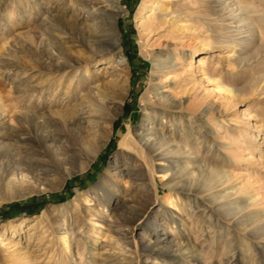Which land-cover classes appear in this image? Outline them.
<instances>
[{
	"label": "rangeland",
	"instance_id": "374dc122",
	"mask_svg": "<svg viewBox=\"0 0 264 264\" xmlns=\"http://www.w3.org/2000/svg\"><path fill=\"white\" fill-rule=\"evenodd\" d=\"M155 1L169 12L178 0H120L119 41L108 59L80 43L73 9L61 12L67 0H58L59 8L50 0H0V264H264V221L241 225L229 210L235 200L247 203L253 196L252 208L264 214V0H191L189 17L176 15L189 28L173 32L167 25L143 28ZM173 56L172 69L154 66ZM63 62L70 69L57 71ZM79 64L95 82L126 88L119 105L108 104L114 119L107 140L85 120L62 128L22 117L47 111L53 100L63 101V108L75 105L74 95L65 102V91ZM155 87L178 93L180 101L163 107ZM205 99L206 112L197 107ZM151 111L153 130L159 127L173 147L181 146L170 155L180 184L173 185L172 171L159 170L168 167L166 160L146 150L145 162L136 145ZM128 129L134 142L120 148ZM49 130L60 134L44 144L56 165L35 180L16 169L18 157L32 152L34 139ZM194 156L229 171L230 178L210 191L227 194L231 204L220 206L207 191L198 192L203 180L187 160ZM23 188L30 193L17 197ZM168 192L170 204L163 202ZM152 215L159 220L157 234L145 226ZM160 234L169 242L146 249Z\"/></svg>",
	"mask_w": 264,
	"mask_h": 264
},
{
	"label": "bare ground",
	"instance_id": "6f19581e",
	"mask_svg": "<svg viewBox=\"0 0 264 264\" xmlns=\"http://www.w3.org/2000/svg\"><path fill=\"white\" fill-rule=\"evenodd\" d=\"M57 1L58 0H50V2L54 4L56 8L57 7L59 8V6H57L58 4L56 3ZM67 1H68V6L63 7L61 12L67 11V9L69 8L73 9L71 16L74 17L75 19L74 24L79 28L77 34L80 39V43L83 46L87 47L88 49L93 50L95 53L98 52L103 55H106L107 58L108 57L111 58L112 57L111 50L115 49L119 41L118 40L119 27H118L117 19L119 15L124 12L120 8V0H67ZM191 3H192L191 0L175 1L173 2L174 9L172 11L167 12L168 9H166L167 11L165 9H161L163 7L160 8L159 7L160 5L158 6L157 1L152 2L150 11L148 15H146V19L144 23L145 27L143 28L144 29L147 28L151 31H155L167 25L171 27L170 31L168 32H173L175 27L189 28V26L186 25L187 23L182 22L181 18H177L176 15H179V13L185 11L184 13H186V15L189 17L188 13H190L189 8L191 6ZM44 22L47 23V19L44 20ZM192 53L193 51L191 50L190 55H192ZM175 56H173V58H171L170 60L168 58L169 62L166 61V59L162 60V62L156 59L154 62V66L156 68L172 69L176 65V63L174 62ZM122 57L123 56L119 58V61L123 62ZM70 67L71 64L63 62L58 65L56 70L64 71L70 69ZM82 71L83 68H81L79 64L76 69V72L79 73L73 76V79L71 80L70 83H68L67 89L65 91V98H66L65 102L70 103V99L74 95L77 102L75 103V105L76 104L79 105L77 109L74 104L73 105L71 104L70 108L68 106L69 104H67L66 108H63L62 107L64 105L63 101L59 102L57 100H53V102L51 103L52 105L49 106L50 108L47 111L41 113L25 111L22 114V117L27 120H34L35 118L42 117L43 123L48 125L50 124L55 127H62V128L63 127L68 128L69 126L71 127L85 120L91 125L92 128H101V138L103 140H107L111 133L112 122L114 119V115L109 110L108 104L112 103L113 105L116 106L119 105V102L122 100L125 94L126 88L123 84H118V83L99 84L95 82L94 79H92L91 77L86 76V72H87L86 69L84 72ZM67 73L68 71L66 72V74ZM76 76H77V84L76 86H73L72 82ZM63 77L64 75H62L59 79L60 84L62 83ZM217 87L221 88L220 84ZM159 89L160 88L155 87L152 90L154 92V95L157 97L156 98L157 103L162 105L163 107H168V108L175 107L176 103H178V100L180 101V98L177 96L178 93L176 94L174 92V94H172L173 92H164V91H160ZM224 89L228 91L232 90L230 88H224ZM39 90H41L42 92L43 88L39 87ZM145 91H146L145 92L146 95L149 91L148 89ZM206 102H208L206 99L205 101H200L197 107L199 108L202 107L201 108L202 111L206 112L208 108H203L206 105ZM7 111H8L7 108H5L3 110V113H7ZM162 112L167 113L166 110H163ZM150 113L151 114L145 116L146 119L151 120V122H149L150 126L147 127L146 133L145 132L138 133L136 139V143H137L136 145H138L137 147H139L140 150L144 151L141 152V154L145 162H147L146 158H148L149 156L148 153H146V150L153 152L155 156L158 157L159 159H163L167 161L168 167L166 168L160 167L159 170L172 171L171 175L173 177L171 178V180L174 181L173 185L178 184L179 182H184L182 176L177 175V172L173 171L174 168L173 163L176 162L177 160H175L173 157L170 156L180 153L181 146L177 145L173 147L170 140L166 137L163 131L160 130L159 127L156 130H153L156 118H155V113L153 111H151ZM171 119L173 121L176 120L173 117ZM17 123H19V120H17ZM57 137H60V134L54 130H49L48 132L36 137L34 139L35 147L33 151L27 153L25 151H22L23 154L18 157V162H17L18 164L16 169L19 170L24 168L28 170V172H30L31 174V177L34 178L35 180H40L38 177L39 174L47 175L49 172L53 171L52 166L56 165V163L50 161L49 151L44 144L47 141L56 140ZM133 140H134V135L130 131V129H128L127 132L121 136V139L119 140L118 143L120 148H125L126 146L133 144L134 142ZM64 159L65 158H61L60 163H62ZM188 159H190L189 161L192 162L194 167H197V170L193 168L192 171L193 172L197 171V175L199 179L203 180L201 187L202 189L200 188L198 192L202 193L207 191V196L212 197L215 200L218 199L220 206L225 207L226 205L228 206L229 204H231V201L226 200L225 198L227 197V194H221L219 191H210L213 187L220 185L224 180H228L230 178L229 171L228 170L223 171L214 167H210L205 161L196 162L197 157L195 156L193 158H187V160ZM114 167H116L118 170H121V167H123V165L116 164L114 165ZM126 168L127 167H124V169ZM126 170L130 171V175H136L137 172L136 170H130V169H126ZM188 183L189 184L192 183V180H188ZM247 184L248 186L252 185L251 181H249ZM243 185L240 184V186L237 187L232 186L231 188L234 190V192H237L241 187L243 188ZM180 187L183 188L182 183ZM155 190L157 191V189ZM27 193H30V190L23 188V190L18 193L17 197H22ZM102 195L107 201L111 200L112 197L114 196L112 193H110L105 189L103 190ZM250 198L252 199L247 203L244 202L245 200L243 199L235 200L237 204L229 207V210H235L236 214H238V218L236 219H238L237 222L240 223L241 225L247 224V222H249V224L257 223L258 220L264 221V219H261L262 218L261 216L264 215L261 214L263 213V211L260 212L261 210L252 208V205L255 203L256 198L254 199L253 196H250ZM173 201H174V197L172 193L168 192L164 195L163 197L164 203L170 204ZM239 202H242V204H240ZM145 207L148 213L151 214L154 212V210L152 209L153 208L152 204ZM149 217H151V215ZM148 219L145 222V226L147 227V230H152L156 234L159 233L160 232V229L158 228L159 220L157 219V216L155 217V215H152V219H153L152 221H148ZM246 220L249 221L246 222ZM253 229L254 230L259 229V226L258 227L254 226ZM1 236L3 237V235ZM4 240L5 239H2L1 242H3ZM60 241L63 245V250L65 251L68 250L70 244L67 241V236L65 234L61 235ZM147 241L148 243L146 244L145 248L151 250L154 248L157 249L163 247L165 243L169 242V239H167V237H165L163 234H160L157 235L156 239H154L153 241L150 240ZM65 251H63V254ZM64 257L68 258V256H66L65 254Z\"/></svg>",
	"mask_w": 264,
	"mask_h": 264
}]
</instances>
